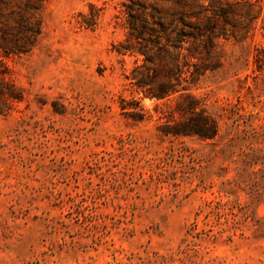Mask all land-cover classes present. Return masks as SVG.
<instances>
[{"label": "rangeland", "instance_id": "rangeland-1", "mask_svg": "<svg viewBox=\"0 0 264 264\" xmlns=\"http://www.w3.org/2000/svg\"><path fill=\"white\" fill-rule=\"evenodd\" d=\"M120 1L48 0L37 46L8 60L23 99L0 113V264H264L261 36L226 43L195 90L217 136L164 137L112 49Z\"/></svg>", "mask_w": 264, "mask_h": 264}, {"label": "trees", "instance_id": "trees-1", "mask_svg": "<svg viewBox=\"0 0 264 264\" xmlns=\"http://www.w3.org/2000/svg\"><path fill=\"white\" fill-rule=\"evenodd\" d=\"M47 1L0 0V113L23 99L8 60L37 46ZM81 15V25L95 27L98 10ZM115 18L123 37L112 49L133 58L125 77L135 91L158 101L161 136H217L218 119L195 90L208 73L223 66L226 43L250 44L259 34L262 41L253 44L252 73L264 77L262 0H121ZM131 108L135 119H143L138 99L131 101Z\"/></svg>", "mask_w": 264, "mask_h": 264}]
</instances>
